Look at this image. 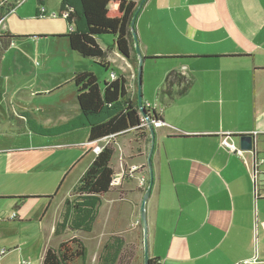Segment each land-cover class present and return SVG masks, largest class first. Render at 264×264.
Here are the masks:
<instances>
[{
  "label": "crops",
  "instance_id": "1",
  "mask_svg": "<svg viewBox=\"0 0 264 264\" xmlns=\"http://www.w3.org/2000/svg\"><path fill=\"white\" fill-rule=\"evenodd\" d=\"M23 4L24 0L7 16L18 13ZM42 6L46 16V0H42ZM33 8L35 17L36 0ZM135 31L143 58H181L163 60L171 64L163 66L161 81L169 72L176 71L184 72L191 82L185 95L170 103L156 95L157 102L150 106L159 113L162 122L154 129L153 186L146 203L149 258L159 264H264V0H147L136 18ZM34 34L24 33L13 40L40 38ZM60 34L59 39L66 40L62 37L66 32ZM100 38H107L109 47L100 45ZM13 40L3 52L15 43ZM113 40L112 36L96 39L107 53L109 72L108 78H96L110 82L111 74L122 76L132 96L137 92L136 69L115 50ZM63 52L74 53L67 44L62 58ZM49 64L34 73L31 87L34 94L51 88V83L46 87L42 78L49 74ZM71 79L67 86L72 90L76 112L65 123L79 115ZM162 86H158L157 94ZM24 114L45 129L60 126L40 125L31 114L20 113L31 136L49 142L13 152L82 149L80 161H75L82 154L77 152L70 157V165L67 163L61 169L68 175L92 154L77 174L78 181L95 156L84 148L88 130L43 137L31 131ZM77 133L79 137L69 142L68 137ZM245 134H255L258 142L254 159L259 164L254 178L251 154L238 157L221 144L227 139L238 146L237 137ZM135 136L131 131L113 140L111 167L115 184L101 197L90 232L96 233L99 251L111 236H118L135 256L140 251L143 254L139 210L149 180L147 155L151 145L147 138ZM11 153L2 149L0 156ZM4 164V158H0V172ZM71 195L72 191L66 198ZM16 197L19 196L0 197L12 202L7 208L11 213L4 219L5 226L10 221L17 222L15 225L27 224L31 206H24L25 201H47L41 215L43 220L53 199L44 196L18 202ZM64 200L48 231L52 237ZM5 226H0V236L2 232L15 230L2 228ZM78 233L62 236L70 234L68 239L78 238ZM7 253L0 252V261Z\"/></svg>",
  "mask_w": 264,
  "mask_h": 264
},
{
  "label": "rangeland",
  "instance_id": "2",
  "mask_svg": "<svg viewBox=\"0 0 264 264\" xmlns=\"http://www.w3.org/2000/svg\"><path fill=\"white\" fill-rule=\"evenodd\" d=\"M59 1L46 0V16L36 19L33 8L35 0H24L20 11L15 15L4 17L0 26V34L8 31L14 36H18L33 32L36 37H40L13 40L15 43L12 42L9 50L0 54V151L5 149V151L12 152L10 155L0 156V158H4L6 163L1 166L3 172H0L2 174L0 197L36 198L53 196L51 207L43 220L41 215L43 206L47 205V201L44 199L25 201L24 206L31 207L29 208V219L24 225H15L17 222L10 221L7 223L10 225L5 226L6 221L4 219L11 213L10 209L7 208L11 206L12 202L0 200V226H5L2 228H15L9 233L2 232L0 236V252H8L0 264H41L46 247H57L61 241H65L71 236L68 234L52 237L48 231L51 224L56 220L62 201L70 195L77 182V174L93 156L89 154L88 157L78 163L74 171L66 175L65 172L61 171L62 167L67 163L69 164L72 160L70 157L76 156L77 152L82 153V149H62L53 152H13L15 149L38 147V145L49 142L36 136L32 137L19 116L20 113L31 114L40 125L52 127L64 124L76 112L72 90L67 86L72 74L90 72L95 77L108 78L109 76V72L92 59H84L76 53L68 52L66 54L63 52L65 57L62 58V50L66 48L67 43L66 40H61L59 37L62 35L60 32H67V26L63 19L51 17L52 14H57ZM20 4V0H12L11 3L8 2L10 7L0 5V17L6 11H9V14L13 13L14 6L16 8ZM3 41L4 39H0L1 43ZM99 43L104 48L110 45L107 38H100ZM47 62L51 63V65L49 64L51 70L47 76H42V78L46 81V87H48V82L51 83V88L45 92L34 94L31 88L36 77L34 73L39 72ZM167 62L147 61L143 64L141 96L144 105L153 106L157 102L158 86L164 83V80L161 81V72L165 68L163 66L171 64ZM113 75L115 76V74ZM42 81L44 80L42 79ZM98 82L103 83L101 80ZM143 127L147 129L146 125ZM153 128L156 129L157 126L153 124ZM78 134L80 133L68 137L69 142L78 138ZM135 137L140 138L138 135ZM104 144L105 142L101 140L97 146L102 148ZM82 156L83 153L75 161H80ZM69 168L70 166H68ZM77 237L86 248L84 264H96L100 253L96 233L79 232ZM130 264H143L141 251L137 256H133Z\"/></svg>",
  "mask_w": 264,
  "mask_h": 264
},
{
  "label": "trees",
  "instance_id": "3",
  "mask_svg": "<svg viewBox=\"0 0 264 264\" xmlns=\"http://www.w3.org/2000/svg\"><path fill=\"white\" fill-rule=\"evenodd\" d=\"M7 2L8 0H0L2 5H7ZM139 2L60 0L56 18L63 19L67 26V32L62 37L66 39L70 51L84 59L94 60L107 71L108 63L105 61L107 53L98 45L96 39L99 36H112L115 50L136 69L137 60L129 27ZM36 3L35 18L41 19L45 16L42 0H36ZM8 14L9 11H6L1 18ZM14 38L15 36L7 32L0 34V39H4L2 43L0 42V54L6 50ZM167 59L181 58H144L145 61L151 62ZM71 82L76 89V101L79 108L77 117L58 127L45 129L35 124L29 115L24 114L31 131L43 137H55L87 129V143L84 146L87 151L97 146L99 141L107 140L77 181L71 197L64 200L54 228V237L70 232L90 233L92 231L101 205V197L110 191L114 179L111 167L114 154L113 140L131 131L141 139L150 140L148 130L142 126L137 108V92L130 95L127 81L122 76L111 82L103 81L101 84L92 73L77 72L73 74ZM190 86V80L184 75L171 71L166 75L164 84L159 90V98L170 103L175 98L185 95ZM135 88H137L136 78ZM149 109L145 108L150 113L151 120L162 122L159 113L155 109ZM46 198L51 199L52 196ZM27 199L29 198H15L18 202ZM133 256L132 248L127 246L121 237L111 236L102 246L96 264H130ZM84 259L83 243L78 238L72 237L61 241L57 247H48L42 256L41 264H84ZM149 264L159 263L149 258Z\"/></svg>",
  "mask_w": 264,
  "mask_h": 264
},
{
  "label": "water",
  "instance_id": "4",
  "mask_svg": "<svg viewBox=\"0 0 264 264\" xmlns=\"http://www.w3.org/2000/svg\"><path fill=\"white\" fill-rule=\"evenodd\" d=\"M145 0H141L138 4V7L134 13V16L130 22V34L132 37L133 42V49L137 60V67H136V80H137V108L139 110L140 117L145 122V125L147 127V130L149 132L150 136V150L147 155V163L149 168V180L147 188L143 194L141 204H140V225L142 228V250H143V264H149V252H148V228H147V219H146V203L149 199V196L151 194V189L153 186V172H152V164H151V156L153 153V147L155 142V134H154V128L153 124L155 121L151 120V115L145 110V106L142 101L141 96V75H142V67L145 63L144 58L141 54L140 48H139V40L135 31V21L138 13L140 12V9L142 8ZM123 57V56H122ZM237 143L240 148V150L244 152H248L252 156V168H253V178L255 177V145H256V138L252 134H245L240 135L237 137ZM255 189V186H254Z\"/></svg>",
  "mask_w": 264,
  "mask_h": 264
},
{
  "label": "built area",
  "instance_id": "5",
  "mask_svg": "<svg viewBox=\"0 0 264 264\" xmlns=\"http://www.w3.org/2000/svg\"><path fill=\"white\" fill-rule=\"evenodd\" d=\"M23 0H20V2H22ZM0 5H2L1 3H0ZM64 16H66L65 14H64ZM45 17V16H44ZM43 17V18H44ZM52 18H55L56 17V15L55 14H52V16H51ZM3 20H4V17L3 18H1L0 17V26L2 25V23H3ZM182 75H184V72H180ZM110 79H111V81H114V80H116V76H114L113 74H111L110 75ZM145 106V108L146 109H149V108H151L150 106H146V105H144ZM150 110V109H149ZM160 124H161V122H158V121H155V123H154V126H157V127H159L160 126ZM142 126H145V122L142 120ZM253 135V134H252ZM254 137L256 138V135L254 134ZM221 144H222V146L225 148V149H227L229 152H231V153H234L235 155H237L238 157H242L245 153H247V152H244V151H242V150H240V148H239V146H237V145H235L233 142H231V141H229V140H227V139H224V140H222V142H221ZM101 147L100 148H98V146H95V147H93L92 149H91V153H93L94 155H97L100 151H101ZM263 150H264V148H263ZM258 151V142H257V140H256V145H255V153ZM257 164H259V162L258 161H256L255 162V167L254 168H256V166H257ZM135 169H132V171H134ZM255 174V173H254ZM115 181H113L112 182V186L115 184L114 183ZM15 218V214H12L11 216H10V219H14ZM2 254H4V251H1V255Z\"/></svg>",
  "mask_w": 264,
  "mask_h": 264
}]
</instances>
